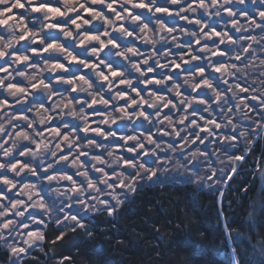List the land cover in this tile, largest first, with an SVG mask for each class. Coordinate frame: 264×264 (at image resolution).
<instances>
[{
	"label": "clouds",
	"instance_id": "clouds-1",
	"mask_svg": "<svg viewBox=\"0 0 264 264\" xmlns=\"http://www.w3.org/2000/svg\"><path fill=\"white\" fill-rule=\"evenodd\" d=\"M0 264H264V0H0Z\"/></svg>",
	"mask_w": 264,
	"mask_h": 264
}]
</instances>
